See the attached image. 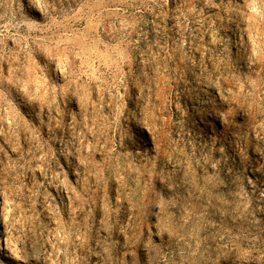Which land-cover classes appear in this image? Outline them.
I'll return each instance as SVG.
<instances>
[{"label":"rangeland","instance_id":"374dc122","mask_svg":"<svg viewBox=\"0 0 264 264\" xmlns=\"http://www.w3.org/2000/svg\"><path fill=\"white\" fill-rule=\"evenodd\" d=\"M242 4L243 0H212L211 6L206 0H168L166 4L161 0L158 5L151 0H62L63 23L48 27V21L37 11L39 5L30 6L29 0H14L11 4L14 19L6 16L0 20V32L7 36L0 45V90L11 102L0 108V128L5 132L0 135V264H25L18 256L28 257L31 264H52L45 257L54 251L60 225L66 233L76 228L88 232L87 246L92 250L97 248L98 238L109 237L113 244L117 235L120 241L125 239L122 234L113 233L110 237L104 231L106 219L119 221L113 207L121 203L119 185L115 181L95 185L92 177L85 183L87 169L76 157H88L89 145L95 140L88 127L82 126L88 116L82 113L77 96L72 95L73 91L83 95L86 88H91L93 101L105 106L103 116L115 120L120 105L108 107L111 97L105 91L101 98L96 77L110 79L115 75L113 62L121 61L124 56L128 58L120 67L127 88H119L118 100L126 101L131 90L143 103L141 89L151 88L152 102L163 112L160 122L176 142L181 174L189 173L199 183H204L207 175L210 181L212 190L204 201L193 206V211L197 215L205 214L206 218L215 214L210 233V242L216 248L212 264H264V199H260V193L264 192V167H261L264 151L259 150L264 149L261 139L264 129L257 126L261 117L255 106L242 109L239 98H234L232 103L240 113L231 117L233 124L226 127L218 115L228 108L223 96L229 90L239 93L241 86L246 89L249 86L243 84L245 77L232 62L231 52L228 64L219 63L216 50L220 46L214 39L234 32L236 47L242 48L246 56L254 49H264L260 30L250 34L243 18L232 11ZM8 11L6 5L0 8V15ZM32 16L40 17L44 26L34 24ZM18 22L24 25L19 31L3 27ZM73 66L81 73L80 80L67 95L61 88L54 104H50L47 91L28 100L20 91L23 85L17 84L22 76L25 83L31 82L29 86L38 87L41 83L52 86L55 94L56 85L64 83L65 72ZM252 68L254 78L264 76V61ZM90 78L92 83L87 84ZM253 99L264 105V88L258 89ZM12 121L19 125L15 132ZM237 121L241 122L239 127ZM201 129L203 135H197ZM81 131L85 145L77 153L81 145L74 136ZM108 135L112 154L126 155L119 143L118 129H109ZM141 135H146V142L152 145L151 159L156 166L172 168L162 154L158 155L151 134ZM100 140L101 144L106 143L103 137ZM221 144L227 147L228 156L235 159L237 172H229L224 160L221 161L224 170L219 172L210 165L205 168L195 163L201 155L210 154L212 162L221 159L224 156L219 151ZM67 152L73 156L68 157ZM103 160L101 151L92 153L89 168L102 164ZM61 172L64 176L60 180L52 179ZM65 177L68 185L84 197L83 201L60 182ZM164 183L162 179L156 180L153 190L157 186L162 188ZM12 192L18 194L14 202L33 217L22 236L10 231L4 219L11 207ZM226 192L230 194L225 196ZM224 199L228 200L227 204L223 203ZM217 207L227 209L228 214L217 213ZM142 223L141 240L151 222ZM194 243L196 248L201 247L198 241ZM73 251L87 256V249H76L70 244L69 252ZM60 259L63 264V256ZM126 259L133 261L132 256ZM90 264L104 262L92 255Z\"/></svg>","mask_w":264,"mask_h":264},{"label":"clouds","instance_id":"9594fccd","mask_svg":"<svg viewBox=\"0 0 264 264\" xmlns=\"http://www.w3.org/2000/svg\"><path fill=\"white\" fill-rule=\"evenodd\" d=\"M13 2L14 0H0V8L7 5L9 9L8 12L0 15V20L5 19L6 16L14 19L11 15ZM160 2L161 0H151V3L157 5ZM167 2L168 0H162L164 4ZM206 2L209 6L212 5V0H206ZM29 5L40 6L37 11H40L41 15L48 21V27H59L63 23L61 19L63 15L62 0H29ZM232 11L243 18L250 34L255 35L256 30L259 29L260 34L264 36V0H243V4L232 9ZM31 19L34 24L44 26L40 17L32 16ZM23 26V22H18L3 27L5 30L11 27L19 31ZM234 34V32L231 35L225 33L222 39H214V43L220 46L216 50L217 58L220 64H228L229 52H231L232 62L236 64L237 70L245 77L243 84L249 87L246 89L241 86L239 93L229 90V94L223 96L228 108L219 111L218 115L226 127L233 124L231 117L239 116L240 113L232 107V103L234 98H239L242 109L250 106L258 108L261 122L257 126L264 129V105H258L257 101L253 99L257 90L264 88V76L254 78L252 75V66L264 61V49H254L250 55L246 56L242 48L236 47L237 41L233 39ZM5 39H7L5 33L0 32V45L4 44ZM123 39L126 40L127 37L125 36ZM127 58L124 56L121 61L113 62L116 64L115 75L110 79L104 80L96 77L100 86L101 98H103L105 91L111 97L108 107H114L117 103L120 105V111L115 120L103 116L105 106L98 101H93L91 88H86L83 95H77L75 91L72 92V95L77 96L82 113H87L88 116V121L82 122V126L88 127V131L95 140L93 144L89 145L88 157L83 155L76 157L79 164L84 165L87 169L84 176L85 183L87 185L88 178L92 177L95 185H107L110 181H115L119 185L118 192L121 203L118 206H113L116 215L119 216V221L109 222L106 219L104 231H107L110 237L113 233L122 234L125 239L120 241L119 235H117L116 244H113L109 242V237L98 238L97 248L92 250L88 249L87 246L88 232H82L76 228L70 229L66 233L64 226L60 225L56 230L57 239L54 251L45 259L52 260V264H61L60 257L63 256V264H90V257L95 255L104 264H133V261L137 264H212V259L216 255V248L210 242V233L214 227L215 214L212 218H206L205 214L197 215L193 211V206L204 201L212 190L209 187L210 181L207 175L204 177V183H199L189 173L181 174L182 169L178 166L179 157L176 155V142L171 133L166 130L165 125L160 122L163 112L158 105L152 102L151 88H147V91L144 88L141 89L143 103L131 90L127 92L126 101L122 98L118 100L119 88H127V82L121 75L120 67L122 61ZM80 75L81 73H78L74 66L67 70L64 74V83L56 85L55 94L52 92V86H46L43 83L38 87L29 86L31 82L25 83L22 76L17 80V84L23 85L20 91L27 96L28 100L31 101L37 96H43L47 91L50 104H54L55 96L61 94V88H63V94L67 95L68 90L77 85ZM209 82L211 83V80ZM86 83L91 84L92 79L90 78ZM105 84H107L106 88L103 87ZM250 100L251 104H249ZM5 104L10 105L11 102L5 96L4 91L0 90V108H3ZM93 117H102V119L94 120ZM180 123L178 121V124ZM236 124L239 127L241 122L237 121ZM76 125L77 121L74 116V131ZM17 127L19 125L12 121L13 132ZM112 128L118 129L119 143L124 146L126 155H113L109 149L108 144L111 143V137L108 135V131ZM145 132L151 134L152 140L156 142L158 155L162 154L173 165L172 168L156 166V162L151 159L152 145L146 142V135H141ZM4 134L5 132L0 128V135ZM197 135L202 136L203 130L201 129ZM257 135L259 136V133ZM100 137H103L106 143L101 144ZM74 139L80 141L81 146L76 151L81 153L85 145L84 133L81 131L74 136ZM259 150L264 151V149ZM96 151H101L104 156L103 163L89 168V165L92 164L91 155ZM219 151L224 153L221 159L212 162L210 154L208 156L201 155L195 163L205 168L210 165L211 168L217 169L219 172L224 170V165L221 163L224 160L229 172H237L236 161L228 156L227 147L221 144ZM66 155L71 157L73 153L67 152ZM146 159L148 163L144 162ZM229 159L231 163H227ZM69 163L71 164V161ZM62 176H64L63 172L54 174L52 179L60 180ZM158 179L165 181L164 186L162 188L157 186L153 190V185ZM60 182L70 193H74L77 199L83 201L84 197L68 185L66 177ZM228 187L230 189V185ZM229 194L226 192L225 196ZM17 196L18 194L15 192L9 194L11 207L4 219L10 231L19 232L22 236L24 229L33 222V217L26 215L22 206L14 202ZM260 199H264V192L260 193ZM223 203L227 204L228 200L224 199ZM105 206H108L107 202ZM216 212L221 215L228 214L227 209L219 207L216 208ZM243 214L240 213V215ZM143 221H150L151 223L147 231L143 233L141 240L139 237L141 229L144 227ZM77 241L79 243H76ZM195 241L201 244L200 248L195 247ZM70 244L76 249H87V256L83 253L77 255L75 251L70 253ZM30 255L31 253H29ZM128 256H132L133 261L127 260L126 257ZM17 259L25 260V264H31L28 257L18 256Z\"/></svg>","mask_w":264,"mask_h":264}]
</instances>
